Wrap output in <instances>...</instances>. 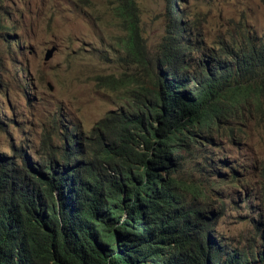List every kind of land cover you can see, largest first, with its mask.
I'll return each instance as SVG.
<instances>
[{"label": "trees", "instance_id": "16d2710c", "mask_svg": "<svg viewBox=\"0 0 264 264\" xmlns=\"http://www.w3.org/2000/svg\"><path fill=\"white\" fill-rule=\"evenodd\" d=\"M179 1L168 0L150 84L89 135L71 125L34 159L0 150V264H264V215L246 247L216 231L238 164L218 158L215 170L197 154L264 123V35L244 24L241 38L207 47ZM113 12L143 57L138 0H116ZM6 19L0 9V33Z\"/></svg>", "mask_w": 264, "mask_h": 264}, {"label": "rangeland", "instance_id": "374dc122", "mask_svg": "<svg viewBox=\"0 0 264 264\" xmlns=\"http://www.w3.org/2000/svg\"><path fill=\"white\" fill-rule=\"evenodd\" d=\"M138 2L143 57L127 49L129 36L113 12L116 0H0L10 25L0 33L2 152L21 149L34 159L55 147L71 125L89 135L130 97L131 89L150 84L148 62L165 33L169 2ZM177 6L202 32L207 47L241 38L244 24L264 35L260 0H180ZM51 49L54 54L46 61ZM197 154L211 158L215 170L218 158L238 164V188L224 187L225 215L216 231L229 244L248 246L256 233L253 220L264 215V123L252 121L240 141L224 138ZM194 165L186 167L188 180L197 176Z\"/></svg>", "mask_w": 264, "mask_h": 264}, {"label": "water", "instance_id": "95a60500", "mask_svg": "<svg viewBox=\"0 0 264 264\" xmlns=\"http://www.w3.org/2000/svg\"><path fill=\"white\" fill-rule=\"evenodd\" d=\"M54 51H55V49H51V50H49L47 52V55H46V58H45L46 61L49 60L53 56Z\"/></svg>", "mask_w": 264, "mask_h": 264}]
</instances>
